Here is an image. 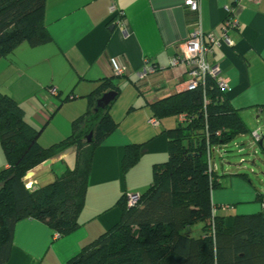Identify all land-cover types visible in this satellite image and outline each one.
<instances>
[{"label": "crops", "instance_id": "obj_1", "mask_svg": "<svg viewBox=\"0 0 264 264\" xmlns=\"http://www.w3.org/2000/svg\"><path fill=\"white\" fill-rule=\"evenodd\" d=\"M197 2L192 10L184 0H45L43 20L51 39L37 46L22 42L0 58V91L17 101L26 120L40 129L42 147L71 133L72 121L86 111L101 79L110 77L119 87L109 106L116 127L92 152L77 227L58 236L38 220L18 221L6 264H64L117 223L119 199L149 187L154 164L167 159V130L180 122L173 114L157 117L152 104L186 89L185 67L171 62L192 32L200 30L205 42L209 34L215 38L206 61L219 66V76L228 84L224 95L243 120L251 110L257 118L264 114V0ZM228 17L238 24L224 30ZM224 31L230 44L222 38ZM118 64L126 67L124 74L115 73ZM150 117L158 125L150 124ZM254 131L258 133L248 130L233 138L250 132L262 143ZM132 145L139 149L138 158L124 171L126 148ZM87 148L84 143L81 163ZM76 164L77 147L71 145L28 170L23 181L36 190ZM5 166L0 142V168ZM214 193V212L229 215L233 206ZM246 202L252 205L244 209L264 210L256 195Z\"/></svg>", "mask_w": 264, "mask_h": 264}, {"label": "trees", "instance_id": "obj_2", "mask_svg": "<svg viewBox=\"0 0 264 264\" xmlns=\"http://www.w3.org/2000/svg\"><path fill=\"white\" fill-rule=\"evenodd\" d=\"M44 3L0 0V58L22 42L37 46L51 39ZM105 90L117 94L119 87L110 77L101 79L86 111L72 121L71 133L48 147L40 145V129L26 120L20 104L0 91V142L7 165L0 168V264L9 259L15 225L22 219L38 220L58 236L77 227L92 152L116 127L112 101L95 109ZM152 108L159 118L180 112L190 118L167 130V159L154 164L152 183L138 200L129 206L125 197L119 199L117 223L64 264H264V210L224 217L214 212L211 198L223 175L209 171L208 151L249 130L239 111L208 76L203 85L155 101ZM84 143L88 148L81 163ZM71 145L77 147L76 166L29 190L23 181L28 170ZM138 150L137 145L126 148L124 171L136 162ZM256 199L264 201V195ZM196 222H203L199 236L183 231Z\"/></svg>", "mask_w": 264, "mask_h": 264}, {"label": "rangeland", "instance_id": "obj_3", "mask_svg": "<svg viewBox=\"0 0 264 264\" xmlns=\"http://www.w3.org/2000/svg\"><path fill=\"white\" fill-rule=\"evenodd\" d=\"M243 117L250 131L258 129L263 142L260 144L254 141L251 133L247 132L224 145L213 147L211 151L215 171L218 175H223L220 179L222 186L214 189V195L215 198L228 201L229 205L233 206L226 211L229 215L242 210L252 213V210L244 209L252 205L246 201L256 194L264 195V114L257 118L255 111L251 110ZM260 205L264 208V201H261ZM202 225L203 222H196L183 231L192 236H199Z\"/></svg>", "mask_w": 264, "mask_h": 264}, {"label": "built area", "instance_id": "obj_4", "mask_svg": "<svg viewBox=\"0 0 264 264\" xmlns=\"http://www.w3.org/2000/svg\"><path fill=\"white\" fill-rule=\"evenodd\" d=\"M184 4L192 10H196L198 7L197 0H184ZM238 24V20L235 17H228L225 21L226 30L228 27H235ZM222 38L230 44V39L227 34H222ZM208 42L204 41V35L200 30L192 32L186 41L181 45L180 54L172 59V65H183L186 69L188 78L185 81L186 89H193L198 85H203L205 77H211L215 80L217 87L224 91L227 87V80L219 76L220 68L217 64L211 65L206 61V55L211 51L212 43L215 42V38L212 35H208ZM151 70V67L145 68L141 75H145L148 71ZM126 72V67L124 65L118 64L115 67L116 74H124ZM55 89H52L54 92ZM55 93V92H54ZM208 100L204 98V103L207 104ZM178 120L181 123H184L189 120V116L180 112L177 115ZM148 122L152 125H158V120L155 117H150ZM253 135L258 138L259 135L256 131L253 132ZM211 151L212 148L208 151V169L210 172L215 171V164L211 160ZM139 198L138 194H131L127 197V204L133 205ZM215 211V210H214Z\"/></svg>", "mask_w": 264, "mask_h": 264}, {"label": "water", "instance_id": "obj_5", "mask_svg": "<svg viewBox=\"0 0 264 264\" xmlns=\"http://www.w3.org/2000/svg\"><path fill=\"white\" fill-rule=\"evenodd\" d=\"M115 95L116 93L113 90H109V91L102 93V95L96 100L95 109L97 110L98 108L106 107L110 103V101L114 99ZM91 135H92L91 132L87 135V138H86L87 142H90Z\"/></svg>", "mask_w": 264, "mask_h": 264}]
</instances>
